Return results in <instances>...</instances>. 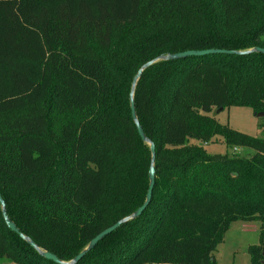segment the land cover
<instances>
[{
    "label": "trees",
    "instance_id": "16d2710c",
    "mask_svg": "<svg viewBox=\"0 0 264 264\" xmlns=\"http://www.w3.org/2000/svg\"><path fill=\"white\" fill-rule=\"evenodd\" d=\"M257 47L264 0H0V194L9 218L41 250L72 261L145 203L152 156L130 103L138 71L166 55ZM134 102L156 149L152 200L77 264H220L214 253L234 222L259 224L260 243L247 252L264 264V139L210 116L264 113V55L159 61ZM218 142L253 155L203 146ZM0 259L55 264L8 229L1 205Z\"/></svg>",
    "mask_w": 264,
    "mask_h": 264
},
{
    "label": "rangeland",
    "instance_id": "374dc122",
    "mask_svg": "<svg viewBox=\"0 0 264 264\" xmlns=\"http://www.w3.org/2000/svg\"><path fill=\"white\" fill-rule=\"evenodd\" d=\"M220 124L228 125L230 128L247 134L252 137L264 139L263 117H257L252 109L246 107H231L224 111L214 110L210 115ZM191 143L199 142L191 140ZM205 150L211 154L233 156L238 153L240 156L250 157L253 151L249 149L231 150L223 142L209 143L203 145ZM259 224H245L234 222L230 225L225 234L224 242L217 248L214 256L220 264H251L248 247L258 245ZM0 264H14L7 259H0Z\"/></svg>",
    "mask_w": 264,
    "mask_h": 264
},
{
    "label": "water",
    "instance_id": "95a60500",
    "mask_svg": "<svg viewBox=\"0 0 264 264\" xmlns=\"http://www.w3.org/2000/svg\"><path fill=\"white\" fill-rule=\"evenodd\" d=\"M252 53H260V54L264 55V49L257 47V48H254L252 50H248V51H244V52L214 50V49L202 50V51H186V52H182V53H177V54H173V55H166V56L159 57L156 60L148 62L138 71L137 75L134 78L133 84H132V91L130 94V103H131V115H132L134 124L136 126L137 132H138L140 138L142 139V141L149 145L150 151H151V156H152L151 166L149 169V187H148L145 203L131 216L122 219L121 221L115 223L114 225H112V226L108 227L107 229L103 230L102 232H100L96 237H94L90 241L88 246L78 256H76L72 261L63 262V261L59 260L54 254L41 250L40 247H38L32 240H30L28 237L24 236L20 232V230L17 228L15 223L9 218V216L7 214V210H6V204L4 202L2 195L0 194V205H1V209H2V217L5 221V224L7 225L8 229L10 231L18 234L21 239L26 241L34 250H36L43 258H45L48 261H51L55 264H77V263H79V261H81L90 251H92L104 238H106L107 236L114 233L122 225L141 217L142 214L144 213V211L149 206L151 200H152L153 190L155 187V179H156V171H155V165H154L155 160H156V149H155V145L150 140L147 139V137L143 131V128L137 119L135 102H134L135 88H136V85H137L138 81L140 80L143 72L159 61H176V60H183V59L191 58V57L200 58V57H205V56H209V55L245 56V55H250ZM219 110L223 111V109H219ZM256 116L260 117V118L261 117L264 118V113L256 114ZM236 175L237 174H235V176Z\"/></svg>",
    "mask_w": 264,
    "mask_h": 264
}]
</instances>
